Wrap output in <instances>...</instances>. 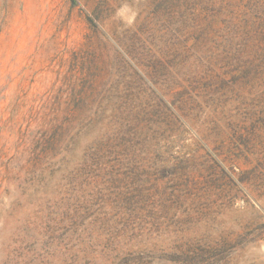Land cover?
I'll return each mask as SVG.
<instances>
[{"label": "rangeland", "instance_id": "rangeland-1", "mask_svg": "<svg viewBox=\"0 0 264 264\" xmlns=\"http://www.w3.org/2000/svg\"><path fill=\"white\" fill-rule=\"evenodd\" d=\"M0 264H264V0H0Z\"/></svg>", "mask_w": 264, "mask_h": 264}]
</instances>
